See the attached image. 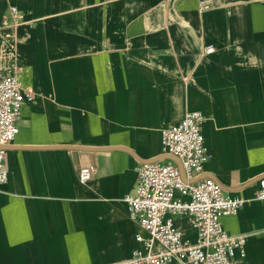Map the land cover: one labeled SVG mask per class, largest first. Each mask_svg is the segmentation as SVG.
Returning a JSON list of instances; mask_svg holds the SVG:
<instances>
[{
    "label": "crops",
    "instance_id": "crops-1",
    "mask_svg": "<svg viewBox=\"0 0 264 264\" xmlns=\"http://www.w3.org/2000/svg\"><path fill=\"white\" fill-rule=\"evenodd\" d=\"M12 5L24 17L13 26ZM2 74L35 98L6 152L0 264L129 258L141 228L124 197L141 164L174 160L162 128L194 110L206 116L204 175L247 198L222 223L249 234L241 264H264V0H0ZM173 217L197 238L188 215Z\"/></svg>",
    "mask_w": 264,
    "mask_h": 264
},
{
    "label": "built area",
    "instance_id": "built-area-1",
    "mask_svg": "<svg viewBox=\"0 0 264 264\" xmlns=\"http://www.w3.org/2000/svg\"><path fill=\"white\" fill-rule=\"evenodd\" d=\"M210 2L201 1L199 9L208 10ZM24 17L17 6H10L8 25H18ZM5 23V24H6ZM216 47L209 44L206 53ZM33 90L16 74L0 75V195L9 180L7 148L18 135V121L27 103L34 101ZM206 116L189 111L178 122L162 128L165 153L174 160H154L138 167V182L124 197L128 216L139 225V244L132 255L116 264H241L246 256L247 233H231L222 217L236 215L247 198L225 191L214 177L204 175L210 159L202 125ZM90 167L78 170V179L87 183ZM257 199L264 200V176L259 179ZM186 214L197 231L191 240L175 225L174 215Z\"/></svg>",
    "mask_w": 264,
    "mask_h": 264
}]
</instances>
